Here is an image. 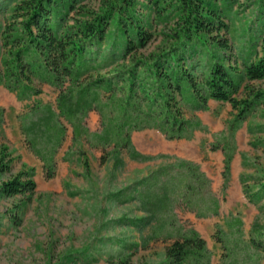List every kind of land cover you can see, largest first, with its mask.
Returning a JSON list of instances; mask_svg holds the SVG:
<instances>
[{
  "label": "trees",
  "instance_id": "1",
  "mask_svg": "<svg viewBox=\"0 0 264 264\" xmlns=\"http://www.w3.org/2000/svg\"><path fill=\"white\" fill-rule=\"evenodd\" d=\"M218 1L170 0L159 6L155 0L154 13L165 25L160 45L148 53L156 31L135 0H103L96 9L80 4L82 0L14 1L0 27V86L20 101L39 96L44 85L56 92L57 112L49 105H32L29 118H33L24 119L21 130L48 178L54 174L53 155L62 144L65 124L72 128L73 141L89 136L96 147L112 146L116 165H123L121 150L133 160H148L132 146L134 131L156 129L169 140L191 138L200 124L184 118V106L204 111L210 100L228 103L235 112L230 134L240 127L264 96L263 90L254 92L248 85L264 81V33H251L248 21L239 53L233 57L225 19L234 0H220L221 6ZM254 4L255 17L264 24V0ZM170 17L174 22L167 26ZM240 90L245 93L239 96ZM90 112L100 117L98 133L89 134L84 125ZM230 149L229 145L222 149L224 185L230 173ZM8 156L2 149L0 175L10 169ZM169 169L138 183L133 198L145 217L134 224L142 230L155 221V234L169 241L163 264H210L211 254L199 233L174 226L173 204L177 197L197 216L209 217L218 214L219 201L198 167L179 162L183 180L159 181ZM240 179L246 198L263 211L264 182L259 181L264 176ZM35 186L33 170L21 171L0 182V196H26ZM241 226L238 218L227 223L229 233L219 239L225 252L222 264H255L256 253L264 251V224L252 223L248 241Z\"/></svg>",
  "mask_w": 264,
  "mask_h": 264
},
{
  "label": "rangeland",
  "instance_id": "2",
  "mask_svg": "<svg viewBox=\"0 0 264 264\" xmlns=\"http://www.w3.org/2000/svg\"><path fill=\"white\" fill-rule=\"evenodd\" d=\"M14 1L0 0V27ZM102 1L82 0L80 4L96 9ZM135 1L140 13L156 31L148 53L160 45L162 35L159 33L165 23L154 13L155 0ZM254 1L234 0L231 14L225 19L233 57L239 53L241 35L248 21L252 22L251 33H264L263 22L255 17ZM169 3L170 0H158L157 4ZM220 3L219 0L221 6ZM168 21L167 26L172 25L173 17ZM248 85L254 92L264 91V81ZM244 93L240 90L239 96ZM55 98L56 92L47 85L42 87L39 96L29 101L18 100L14 93L0 86V109L3 110L0 155L2 149H6L12 160L9 171L0 175V182L32 169L36 185L33 194L0 196V264H121L125 257H128L125 264H163L169 241L165 235L155 234L153 220L142 230L135 226L137 220L145 217L134 199L135 191L140 187L139 182L169 166L172 169L160 176L159 181L175 177L174 182L179 183L183 180L177 169L179 162L198 167L209 182L210 193L219 201L218 214L209 217L197 216L196 211L177 197L173 204L174 226L199 233L211 254L210 264L223 263L225 252L219 239L227 237V223L233 218L241 221L245 241L249 240L255 220L264 224V210L249 202L240 179L264 176V96L232 135L229 126L235 112L228 103L210 100L204 111L184 106V118L200 124L191 138L169 140L156 129L134 131L132 146L148 160H133L121 150L118 157L123 165H116L112 146L105 150L96 147L89 136L73 141L72 128L65 124L62 144L53 155L54 174L48 178L44 163L21 130L32 105H49L57 112ZM84 125L89 134L98 133L101 130L99 115L88 113ZM225 145L230 146L233 155L228 182L224 185L222 149ZM245 184L252 186L253 182ZM256 255L259 260L255 264H264V251Z\"/></svg>",
  "mask_w": 264,
  "mask_h": 264
}]
</instances>
